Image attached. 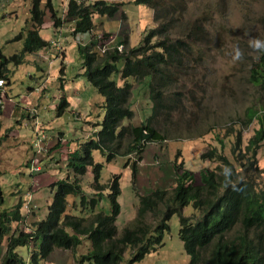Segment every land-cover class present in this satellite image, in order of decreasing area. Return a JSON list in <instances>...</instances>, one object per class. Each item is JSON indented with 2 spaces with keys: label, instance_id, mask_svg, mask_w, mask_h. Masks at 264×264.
Segmentation results:
<instances>
[{
  "label": "trees",
  "instance_id": "16d2710c",
  "mask_svg": "<svg viewBox=\"0 0 264 264\" xmlns=\"http://www.w3.org/2000/svg\"><path fill=\"white\" fill-rule=\"evenodd\" d=\"M64 2L59 0L60 8ZM132 3L153 10V25L144 30L136 46H129L128 39L122 38L106 44L104 51L99 49L101 40L111 34L103 32L100 40L101 34L96 32V25L102 23L99 18L114 16L123 5L120 2L68 0L62 11L54 8L53 0H29L30 24L19 35L20 38L23 33L24 37L20 51L9 58L0 52V78L8 82V61L19 65L26 55L49 47L40 36L48 21L47 12L55 30L73 21L71 36L78 44L83 70L78 76L82 75L86 83V98L91 94L98 97L92 100L88 112L97 110L91 134L65 145L61 161L69 174L53 183L56 191L47 217L35 221L26 231L21 203L0 211V245L7 237L0 264H29L17 249L36 241L38 256H31L33 264L47 263L55 249L69 252L80 258L81 263L87 260L94 264H120L126 253L129 254L126 261L132 263L163 244V235L174 214L178 217V238L188 257L187 264H264V185L259 183L261 170L257 157L264 145L263 109L249 110L242 124L235 123L233 129L213 127L201 134L213 133L216 143L209 145L200 159L216 166L201 170L198 182L193 172L183 169V163L174 162L175 183L171 190L156 186L147 194H137L134 221L120 232L116 225L120 213L117 201L121 193L120 177L112 175L109 187L93 185L92 194L83 192L81 182L87 176L97 179L106 170L102 159L108 163L125 158L126 162L134 155L136 159L129 171L135 182L137 161L146 145L168 139L167 121L193 99V95L175 89V82L186 66L204 59L206 30L199 20L186 15V0H132ZM82 34L89 36L80 38ZM118 46H122L121 51ZM253 66L248 71V82L264 90V53L257 52ZM144 95L151 103L150 114L143 120L137 115L136 119V101ZM251 123L256 127L245 138V130ZM184 129L183 132L189 130ZM229 137L233 138L232 143ZM70 196L78 199L77 214H73L76 202L68 203ZM187 206H191L190 215H184ZM13 222L18 227L22 223L23 227L12 231Z\"/></svg>",
  "mask_w": 264,
  "mask_h": 264
},
{
  "label": "rangeland",
  "instance_id": "374dc122",
  "mask_svg": "<svg viewBox=\"0 0 264 264\" xmlns=\"http://www.w3.org/2000/svg\"><path fill=\"white\" fill-rule=\"evenodd\" d=\"M110 1L123 5L114 16L102 17V23L96 25L97 34H101L100 40L104 31L112 32L109 38L101 40V50H106L105 45L113 40L114 33L120 39L127 38L129 46L138 45L144 29L147 30L153 24V10L148 6L133 4L132 0ZM186 1V15L199 20L205 27L206 47L204 59L198 64L186 66L184 74L180 75L173 87L183 90L189 96L193 95V99L190 104L185 103L183 111L176 112L174 118L167 121L170 130L167 133L168 139L163 143L146 145L141 159L137 161L135 182L129 171L131 163L136 159L134 155L126 162L125 158L112 159L108 163L102 159L101 163L106 170L97 179L87 176L81 182L83 192L92 194L93 185L99 183L100 186L109 187L113 183L112 175L120 177L121 193L117 199L120 213L116 218L119 231L134 221L137 194H147L156 186L169 190L174 186V167L171 161L175 154L176 162L182 159L185 162L184 168L192 171L195 180L199 182L200 170L216 166L215 163L199 158L209 145L216 143L213 142V133L201 134L213 127L218 130L233 129L235 123L242 124L241 121L246 119L249 110L264 111V90L248 82V71L254 67L258 52L248 42L253 38L264 40V0ZM53 5L56 10H61L59 0H53ZM29 8V0H0V52L5 58L19 52L22 47L23 33L20 38L19 35L30 24ZM46 18L48 21L40 30V36L48 43L54 42L56 50L48 47L33 55H26L19 65L8 61L9 82L2 87L8 95L7 100L14 104L22 102L27 107L18 112V106L15 105V118L6 120L13 127H10L11 130L6 127L0 130V188L3 191L0 197L4 199V202H0V211L15 208L18 203L22 204V200L23 203L26 201L27 207H24L25 210L21 209L26 216V231L33 227L35 221L47 217L48 206L53 202L56 191L53 183L66 179L69 174L61 161L65 157L67 141L77 143L88 137L93 130L92 122L97 113V110L92 109L88 114L92 100H97L98 97L91 94L86 98V83L82 75L78 76V73L83 72L82 61L78 55V44L71 36L70 23H64L55 30L49 21L48 12ZM88 36L89 34H82L80 38ZM121 49L120 47L119 50ZM236 50L240 52V57L233 60ZM61 83L64 84L61 86ZM8 104L9 102L6 103V108ZM135 107L136 119L137 115L143 120L150 114L151 103L145 95L136 101ZM29 111H35L37 116H28ZM19 113L23 124L20 130L25 132V141L16 145L17 138L9 139V134L11 131L16 134L19 129L17 125L20 121H15ZM34 120H37V129L33 126ZM254 127L255 124L251 123L245 130V138H248ZM184 128L189 130L183 132ZM40 134L43 135L41 140L38 138ZM221 139L226 140L222 135ZM228 140L233 142L231 137ZM40 151L44 153L38 157L45 158L35 159V153ZM95 155L98 156V153ZM257 157L261 170L259 183L264 185V145ZM67 200L71 205L76 202L77 210L73 214H77L80 208L78 199L70 196ZM191 213V206H187L184 215ZM168 225L169 229L164 233L160 247L132 263L126 261L129 257L126 253L120 264H187L188 257L178 238L179 224L175 214ZM21 227L22 223L18 227L13 222L12 231ZM6 242L7 237L4 236L0 245V263L6 250ZM38 245L39 242L36 241L30 246H21L17 253L26 263L33 264L31 256H38ZM62 252L58 253V249L51 252L47 258L49 263L42 261L39 264H94L87 260L81 263L80 258L72 254L66 256Z\"/></svg>",
  "mask_w": 264,
  "mask_h": 264
},
{
  "label": "crops",
  "instance_id": "0c3cea01",
  "mask_svg": "<svg viewBox=\"0 0 264 264\" xmlns=\"http://www.w3.org/2000/svg\"><path fill=\"white\" fill-rule=\"evenodd\" d=\"M30 5V4H29ZM117 34V33H116ZM5 89V88H4ZM2 91L4 92V90L2 89ZM2 91H0V97H1V101H2V106H1V114H0V125L2 126H0V130L2 129V128H4V127H6V128H9L10 129V127H13V125L11 124V122L10 121H6L7 119H9V120H13L14 118H15V105H17L18 106V108H16V111H18V112H20V109H25L27 106H26V104H22V102L19 104V103H17V104H14L13 102H11L10 100H7L8 99V95H7V93H6V96L4 97L3 95H2ZM80 93V92H79ZM78 93V94H79ZM9 102V104H8V106H7V108H6V103H8ZM18 116L19 117H17L16 119H15V121L17 120V122L18 121H20V118L22 117V116H20V113L18 114ZM5 117H7V118H5ZM5 123H7L6 125H5ZM20 124H18L17 126L19 127V129L16 131V134H13L14 133V131H11L10 132V134H9V139H13L12 137H15V138H17V143H16V145H20L21 143H23L24 141H25V132H22V130H20V128H23V124L21 123V121L19 122ZM11 130V129H10ZM19 134H20V136H19ZM25 148L26 147H24L23 148V151L25 150ZM24 155V154H23ZM0 179H1V176H0ZM1 184V183H0ZM0 190H1V188H0ZM2 192V194H3V191L1 190L0 191V193ZM3 196V195H2ZM1 202H4V199H3V197H2V201ZM22 214H23V212H22ZM57 250V249H56ZM56 250H54V252L56 251ZM60 251H63L62 253H64V255H66V256H71V254L69 253V252H67V251H64V250H60V249H58V253L60 252ZM47 263H49L48 261H47Z\"/></svg>",
  "mask_w": 264,
  "mask_h": 264
},
{
  "label": "clouds",
  "instance_id": "9594fccd",
  "mask_svg": "<svg viewBox=\"0 0 264 264\" xmlns=\"http://www.w3.org/2000/svg\"><path fill=\"white\" fill-rule=\"evenodd\" d=\"M65 2L63 3V5H62V8H61V10L63 11H65V9H66V3H67V1L68 0H64ZM110 1V0H109ZM114 2V1H113ZM121 8H122V6H121ZM120 8V9H121ZM97 21H98V18L96 19ZM99 20H100V18H99ZM67 22H69L70 23V25H69V27L70 26H72L73 25V21H67ZM66 22V23H67ZM101 24V23H100ZM153 25V24H152ZM148 28V27H147ZM145 30V29H144ZM104 32H109V33H112L111 31H104ZM102 33V32H101ZM117 34H115L114 33V37H113V40H111L110 42H108V43H111V44H114L115 43V41H118L119 39H120V37L118 38V36H116ZM124 36H127V34H125ZM109 38V37H108ZM76 41V40H75ZM249 46L251 47V48H253V49H255V50H258L259 52H261V53H264V40H260V39H258V38H253V39H250L249 40ZM49 47H54V49L56 48V46H55V44H54V42L52 43V41H49ZM122 48V46H118V50H119V48ZM100 48V47H99ZM56 50V49H55ZM100 51H104V50H101V48H100ZM119 51H121V50H119ZM38 53V52H37ZM240 57V52L238 51V50H236L235 51V53H234V55H233V60H235V59H238ZM0 80H3L2 78H0ZM3 82V81H2ZM9 82V81H8ZM7 83V81L6 82H3L2 83V85L0 86V91H2V87L5 85ZM1 94V93H0ZM2 95L5 97L6 96V93L5 92H3L2 91ZM1 96V95H0ZM1 106H2V101H1V97H0V108H1ZM30 112V115H29V113H28V116H31V117H33V116H37V113L35 112V111H29ZM23 121V120H22ZM36 123H37V120H34L33 121V126H34V128L35 129H37V127H36ZM45 143V142H44ZM45 148V147H44ZM37 153H44V152H37ZM37 153H35V155H34V157H35V159L37 158L38 159V157H37ZM201 155V154H200ZM199 158H200V156H199ZM201 160V159H200ZM177 161V155L175 154V156H174V159L171 161V163H174V162H176ZM203 161V160H202ZM177 164H182L183 163V169L184 170H187V171H189V172H192V171H190V170H188V169H186V168H184V164H185V162L181 159L179 162H176ZM157 164H159V163H157ZM204 170V169H203ZM201 171V170H200ZM164 188V187H163ZM149 193V192H148ZM26 202V201H25ZM25 202L23 203V200H22V205H21V209L23 208L24 209V207H25ZM119 203V202H118ZM25 210V209H24ZM24 214V213H23ZM25 215V214H24ZM117 218V217H116ZM178 218V217H177ZM25 221V220H24ZM117 225V224H116ZM119 231V230H118ZM120 232V231H119Z\"/></svg>",
  "mask_w": 264,
  "mask_h": 264
},
{
  "label": "built area",
  "instance_id": "2783aa9c",
  "mask_svg": "<svg viewBox=\"0 0 264 264\" xmlns=\"http://www.w3.org/2000/svg\"><path fill=\"white\" fill-rule=\"evenodd\" d=\"M2 83H3L2 80H0V86L2 85ZM41 136H43V135L40 134L38 137L40 140L43 139V138H41ZM25 207H27V206L25 205Z\"/></svg>",
  "mask_w": 264,
  "mask_h": 264
}]
</instances>
